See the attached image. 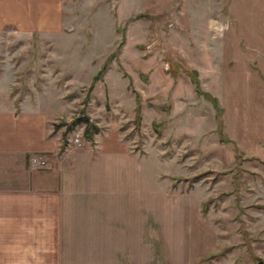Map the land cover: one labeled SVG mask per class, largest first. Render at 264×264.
<instances>
[{
  "label": "rangeland",
  "instance_id": "obj_1",
  "mask_svg": "<svg viewBox=\"0 0 264 264\" xmlns=\"http://www.w3.org/2000/svg\"><path fill=\"white\" fill-rule=\"evenodd\" d=\"M29 107L58 165L123 142L60 263L264 264V0H0V111Z\"/></svg>",
  "mask_w": 264,
  "mask_h": 264
},
{
  "label": "crops",
  "instance_id": "obj_2",
  "mask_svg": "<svg viewBox=\"0 0 264 264\" xmlns=\"http://www.w3.org/2000/svg\"><path fill=\"white\" fill-rule=\"evenodd\" d=\"M47 111L29 107L13 117L0 111V157L8 165L6 174H1L5 169H0V264H63L57 245L63 243L65 229L87 224L79 223L80 212L86 222L97 220L92 215L87 217L90 207L83 204L104 187L105 175H101L96 189L94 168L99 170L105 159L112 157L107 153L122 151L120 140L115 138L111 143L102 139L96 142L98 153L68 155L63 158L68 157L67 164L54 163L60 156L57 155L60 141L49 134L51 113ZM36 152L56 154L50 155L45 168L37 170L29 168L24 159ZM84 165L86 171H82ZM89 181L94 192L88 190Z\"/></svg>",
  "mask_w": 264,
  "mask_h": 264
},
{
  "label": "built area",
  "instance_id": "obj_3",
  "mask_svg": "<svg viewBox=\"0 0 264 264\" xmlns=\"http://www.w3.org/2000/svg\"><path fill=\"white\" fill-rule=\"evenodd\" d=\"M32 162L34 164H38L39 166H43L45 164V161L41 159V157H38V156H34L32 158Z\"/></svg>",
  "mask_w": 264,
  "mask_h": 264
},
{
  "label": "trees",
  "instance_id": "obj_4",
  "mask_svg": "<svg viewBox=\"0 0 264 264\" xmlns=\"http://www.w3.org/2000/svg\"><path fill=\"white\" fill-rule=\"evenodd\" d=\"M81 120H83V119H80L79 121H81ZM84 120H86V122H87V120H88V119H87V118H85ZM77 121H78V120H77ZM74 123H76V122H74ZM69 129H70V128H69Z\"/></svg>",
  "mask_w": 264,
  "mask_h": 264
},
{
  "label": "water",
  "instance_id": "obj_5",
  "mask_svg": "<svg viewBox=\"0 0 264 264\" xmlns=\"http://www.w3.org/2000/svg\"><path fill=\"white\" fill-rule=\"evenodd\" d=\"M259 264H263V261H259Z\"/></svg>",
  "mask_w": 264,
  "mask_h": 264
}]
</instances>
